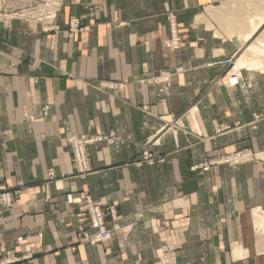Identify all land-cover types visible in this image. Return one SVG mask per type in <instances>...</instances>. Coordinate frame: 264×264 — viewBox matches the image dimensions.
<instances>
[{
  "label": "crops",
  "instance_id": "obj_1",
  "mask_svg": "<svg viewBox=\"0 0 264 264\" xmlns=\"http://www.w3.org/2000/svg\"><path fill=\"white\" fill-rule=\"evenodd\" d=\"M2 7L0 184L15 202L0 206V253L27 254L11 264H264V162L203 169L264 152V69L241 68L230 85L228 66L213 64L262 34L264 20L242 40L264 0H63L60 31L47 32L23 18L2 25ZM168 10L178 50L163 45ZM76 16L86 31L72 36L62 29ZM109 132L113 142L87 146L91 172L78 177L69 136ZM145 149L154 162L137 165ZM85 194L117 212L98 245L77 238Z\"/></svg>",
  "mask_w": 264,
  "mask_h": 264
},
{
  "label": "built area",
  "instance_id": "obj_2",
  "mask_svg": "<svg viewBox=\"0 0 264 264\" xmlns=\"http://www.w3.org/2000/svg\"><path fill=\"white\" fill-rule=\"evenodd\" d=\"M31 2L32 0H28ZM42 3L36 4L32 11L34 14L39 13L40 17L36 18V20L41 21L44 23L45 19L50 17L49 15V7L54 2H59V0H40ZM31 12V13H32ZM166 20L169 24V36L165 38L163 41V45L166 46L168 49L177 50L182 45V38L181 35L178 34L177 30V21L174 18V15L170 12L165 14ZM50 23V22H47ZM45 23V24H47ZM71 24L70 30L72 27L75 28L74 32H77L78 28V19H71L69 21ZM49 26L45 29L47 30ZM50 28L57 29L58 26L55 23L50 25ZM82 30V28H80ZM213 64H219L220 66H230V69L226 73V81L228 84H237L239 80L238 74L236 71H232L234 69V61L230 57L222 59L220 61H216ZM234 65V66H233ZM122 84H118L117 82H108L106 85H100L102 89H110V90H121L123 89ZM264 117V112H258L255 115V118ZM69 143L71 148L72 157V164L73 168L76 172L81 176H85L91 172L90 165H89V155L87 154V146L90 143H94L95 141H106V142H113L115 140V134L113 132H109L108 134L101 135H71L69 137ZM153 154L150 150H143L141 152V156L139 160L136 162L137 165H140L141 162L146 164H152L154 162ZM260 160L264 162V152H255L250 149H242L238 151H234L231 153H227V155L214 160L211 163H207V165L203 166V169H207L209 165L215 164H225V165H237L241 164L242 162H252ZM196 168V167H193ZM53 171H49V176L52 177ZM15 197V193L6 192L5 186L0 184V206L1 207H8L11 205L13 198ZM84 199V206L85 212L87 213V221L78 233L77 238L80 241H84L90 245H98V243H103L107 241L112 236V229L107 227L108 221L115 220L117 217V212H115L114 208H104L103 205L99 201H94L88 194L83 196Z\"/></svg>",
  "mask_w": 264,
  "mask_h": 264
},
{
  "label": "rangeland",
  "instance_id": "obj_3",
  "mask_svg": "<svg viewBox=\"0 0 264 264\" xmlns=\"http://www.w3.org/2000/svg\"><path fill=\"white\" fill-rule=\"evenodd\" d=\"M62 1L63 0H59V2H55V3H53V5L52 4L50 5L51 7H49V9L52 8L50 10H53V11H50L49 10V15H50L51 18L49 17L48 19H45L44 20V23H42L41 21L36 20V18H39L40 17L39 13L41 12V9H40V11L37 12L38 14H36V13L34 14L32 12V11H34L33 8L36 6V4L42 3L40 0H32L31 2H29L28 0H3V7L1 9L2 10L1 11V24L2 25L4 24L5 26H8L11 20H15V19H18V18H23V19L30 20V21H37V22H40L41 24H43L42 25V28H41L43 32H47V31H60V28L59 27L57 29H52V28H50V25L52 23H55L54 22V16H55V13H56L58 7L61 6ZM168 12H170V13H172L174 15V13L172 11H169V10L166 11V13H168ZM12 14H14V15L12 16ZM76 18L78 19V22L79 23H78L77 32H74V29L75 28L72 27V30L73 31L70 30L71 24L69 23V21L71 19H76ZM174 18H175V15H174ZM47 22H50V23H47ZM45 23H47V24H45ZM67 23H68L67 27L65 29H62V30L67 31V34H69V35H72L73 36V35H77V34H80V33H83V32L86 31L85 25H83L82 22H80V18L78 16H76V17H70ZM47 26H49V28L46 30L45 28ZM80 28H82V30ZM177 30H178V25H177ZM251 44L253 46H254V44L256 45V43L253 44V42ZM164 47L167 48L166 46H164ZM254 47L256 49H258L260 52H264V47L263 46L261 47V46L256 45ZM261 57H264V56H261ZM231 58L233 59V61H235V59H236L235 57H231ZM234 65H235V62H234ZM225 66H222V67H225ZM229 69H230V66H228V70ZM232 71H236V74L238 73L239 80H240V78H241V76H240L241 69L239 71V70H236L234 68V69H232ZM97 81L98 82L95 83V85H99V86L100 85H106V83H108V82H114V83L117 82L118 84L125 83V80H122L121 81V80H109V79L108 80H101V79H99ZM72 157H73V155H72ZM72 167H73V164H72ZM73 170H74L75 174L78 177H80V178L81 177H84L82 175L80 176L76 172V170L74 168H73ZM52 175H54V174H52ZM87 175H85V176H87ZM14 200H15V197L13 198V200L11 202V205L14 204V202H15ZM26 257H27V254L20 255L19 256V255H16V254L12 253V252H8L6 250H2V252L0 253V264H11V263L19 262L21 260H25Z\"/></svg>",
  "mask_w": 264,
  "mask_h": 264
},
{
  "label": "bare ground",
  "instance_id": "obj_4",
  "mask_svg": "<svg viewBox=\"0 0 264 264\" xmlns=\"http://www.w3.org/2000/svg\"><path fill=\"white\" fill-rule=\"evenodd\" d=\"M226 2H227V0H225ZM229 1V0H228ZM248 1V0H247ZM246 2V1H245ZM55 3V2H54ZM236 3H237V1H236ZM241 3V2H240ZM247 3V2H246ZM262 3V2H261ZM231 4V3H230ZM233 4H235V3H233ZM53 5V4H52ZM229 5V4H228ZM231 6V5H230ZM232 6H234V5H232ZM235 6H236V4H235ZM234 6V7H235ZM238 6V5H237ZM236 6V7H237ZM241 6V5H240ZM246 6H247V4H246ZM51 7V6H50ZM242 7H243V5H242ZM229 8H231V7H229ZM246 8H248V7H246ZM50 9H52V8H50ZM239 9V8H238ZM242 9V8H241ZM230 10H233V9H230ZM50 11H53V10H50ZM240 11V10H239ZM25 12V11H24ZM23 12V13H24ZM241 12V11H240ZM257 13H262V12H260V10H259V12H257ZM219 14V13H218ZM237 14V13H236ZM242 14V13H241ZM252 14V13H251ZM263 14V13H262ZM14 14H12V16H13ZM20 15V14H19ZM247 15V14H246ZM245 15V16H246ZM257 15V14H256ZM11 16V15H10ZM242 16V15H241ZM252 16V15H251ZM250 16V14H249V17L250 18H252L253 20L252 21H250V23L249 24H251V26H249V31H247V33H244L243 32V35H242V40L245 42L247 39H250V37H252V35H253V33H254V31L256 30V28L259 26V24L264 20V14L263 15H259V16H257L258 18L256 19V20H254V15H253V17H251ZM51 18V17H50ZM239 18V17H238ZM242 18V17H241ZM250 18H249V20H250ZM230 19V18H229ZM240 19V18H239ZM242 19H244L245 20V17L244 18H242ZM241 19V20H242ZM177 20V19H176ZM243 20V21H244ZM248 21V20H247ZM246 21V22H247ZM232 22V21H231ZM230 22V23H231ZM237 22V21H236ZM239 22H240V20H239ZM238 22V23H239ZM249 22V21H248ZM247 22V23H248ZM235 23V22H234ZM244 23H245V21H244ZM246 23V24H247ZM232 24V23H231ZM235 25H237V24H235ZM235 25H233V27L235 26ZM243 25V24H242ZM211 26V25H210ZM239 26H241V25H239ZM220 27H222V26H220ZM232 27V28H233ZM241 29H242V27H240ZM243 30H245V29H243ZM220 32V31H219ZM216 33V32H215ZM220 34H222V33H220ZM237 35H240V34H237ZM220 37V36H219ZM229 38V37H228ZM238 38V37H237ZM253 39V38H252ZM249 41V40H248ZM254 43H256V45H258V46H263L264 47V30L262 31V34H260L258 37H256L255 38V40H254V42H253V44ZM243 44V43H242ZM255 44H254V46H256ZM252 44H249L248 46H247V48L235 59V66H234V68L236 69V70H239L240 71V69L241 68H243V69H247V70H249V71H251V70H254V69H256V70H263L264 69V57H261L260 56V54H262V56L264 55V52H260L258 49H256L255 47H254ZM258 50V51H257ZM238 74V73H237ZM244 163H246V162H244ZM256 215V214H255ZM263 220V219H262ZM261 221V220H260ZM259 221V224L261 223ZM261 225V224H260ZM255 226V225H254ZM260 227V226H259ZM262 231V230H261ZM238 252H239V250H238Z\"/></svg>",
  "mask_w": 264,
  "mask_h": 264
}]
</instances>
